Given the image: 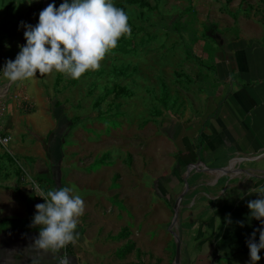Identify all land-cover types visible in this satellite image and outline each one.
<instances>
[{"label":"rangeland","instance_id":"obj_1","mask_svg":"<svg viewBox=\"0 0 264 264\" xmlns=\"http://www.w3.org/2000/svg\"><path fill=\"white\" fill-rule=\"evenodd\" d=\"M143 1L148 8L113 0L132 34L98 71L78 80L37 73L13 84L2 70L26 44L21 22L34 27L48 4L63 0H0V137L9 138L0 146V188L73 187L85 201L78 226L90 242L77 241L93 264H181L183 199L170 189L195 171V121H207L238 88L235 79L250 78L241 73L246 59L264 56V0ZM113 87L127 94L114 96ZM251 137L236 139L251 145ZM243 154L260 159L264 149ZM247 166L206 172L250 188L255 170Z\"/></svg>","mask_w":264,"mask_h":264},{"label":"crops","instance_id":"obj_2","mask_svg":"<svg viewBox=\"0 0 264 264\" xmlns=\"http://www.w3.org/2000/svg\"><path fill=\"white\" fill-rule=\"evenodd\" d=\"M241 73L250 78L235 79L238 88L217 101L207 121H195V171L185 176V182L177 183L176 189H170V193L177 194L178 200L186 202L178 203L179 237L183 245L181 264H250L246 241L261 222L250 217L247 203L261 195L254 189L264 187L263 171L259 169L264 165V156L257 159L243 156V153L264 149V118H257L264 115V56L253 54L251 60L246 59ZM233 80L229 83L235 82ZM211 130L215 132L212 136ZM203 132L208 134L204 136ZM248 132L252 133L250 144L257 142L252 147L236 139L245 135L248 138ZM224 151L230 156H219V152ZM218 163L227 170L231 163L254 167L255 174L249 175L253 178L252 187L232 183L226 173L210 178L206 170ZM219 181H223L222 186L215 187ZM42 189L51 188L45 185ZM181 194H185L184 197H180ZM37 195L35 189L0 188V264H57L58 251L30 247L39 233V226H32L35 206L44 203ZM77 231L78 239L90 242L84 227L77 226ZM258 240L259 232L256 234ZM84 243L69 244V264H93ZM259 255L261 259L257 264H264V249Z\"/></svg>","mask_w":264,"mask_h":264},{"label":"clouds","instance_id":"obj_3","mask_svg":"<svg viewBox=\"0 0 264 264\" xmlns=\"http://www.w3.org/2000/svg\"><path fill=\"white\" fill-rule=\"evenodd\" d=\"M20 26L26 44L2 70L4 78L13 84L32 79L37 73L45 76L53 72L78 80L88 71H98L119 40L132 34L127 14L113 0H63L59 8L50 3L39 13L34 27L24 22ZM34 189L44 203L35 206L32 226H39V233L30 247L57 252L74 244L79 237V218L86 208L82 196L73 187L45 192L34 182ZM254 190L261 195L250 200L247 207L250 217L261 224L246 241L250 264H257L264 249V187ZM60 264H67V260L61 259Z\"/></svg>","mask_w":264,"mask_h":264},{"label":"trees","instance_id":"obj_4","mask_svg":"<svg viewBox=\"0 0 264 264\" xmlns=\"http://www.w3.org/2000/svg\"><path fill=\"white\" fill-rule=\"evenodd\" d=\"M232 0H224V2L226 4L230 3ZM126 4L127 5H132V6H137L138 8L140 9H143V8H148V5L145 1L143 0H126ZM112 92H113V95L114 96H120V95H126L127 94V91L122 89V88H119V87H113L112 88ZM75 124V122H74ZM8 159V157H6ZM9 160V159H8ZM19 177L17 178V181H18ZM44 180H46L43 176H38L36 178V182H44ZM49 180V179H48ZM19 224V223H17Z\"/></svg>","mask_w":264,"mask_h":264},{"label":"built area","instance_id":"obj_5","mask_svg":"<svg viewBox=\"0 0 264 264\" xmlns=\"http://www.w3.org/2000/svg\"><path fill=\"white\" fill-rule=\"evenodd\" d=\"M9 141L8 137H0V146H5ZM68 258H69V245H67L65 248L58 250L57 253V264H60L61 259H66L67 260V264H69L68 262Z\"/></svg>","mask_w":264,"mask_h":264}]
</instances>
